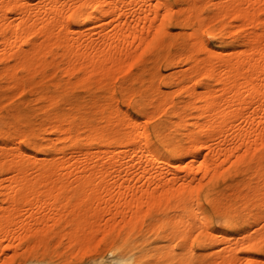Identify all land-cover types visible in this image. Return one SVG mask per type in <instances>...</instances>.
<instances>
[{"label":"bare ground","instance_id":"1","mask_svg":"<svg viewBox=\"0 0 264 264\" xmlns=\"http://www.w3.org/2000/svg\"><path fill=\"white\" fill-rule=\"evenodd\" d=\"M0 141L1 264L68 227L264 264V0H0Z\"/></svg>","mask_w":264,"mask_h":264},{"label":"rangeland","instance_id":"2","mask_svg":"<svg viewBox=\"0 0 264 264\" xmlns=\"http://www.w3.org/2000/svg\"><path fill=\"white\" fill-rule=\"evenodd\" d=\"M93 26L98 27V23ZM170 30L176 32L179 29L171 26ZM77 230L68 227L64 230L55 229L50 232H41L39 236L44 244L36 246L21 243L14 254L17 256L16 259L10 264H27L37 261V259L49 264H84L86 259H91L93 263L114 244L125 240L127 235H130L131 239H136L137 246L134 247L140 253L147 254L148 264L150 262L151 264H184L185 260L190 262V258L187 257L188 246L186 243L191 242L193 238L187 240L186 237L183 239V236H178L175 233L166 235L161 233L160 229L149 231V228L146 227L135 228L130 233L121 234L101 230L94 232ZM17 237H22V235L19 234ZM14 243L17 242L14 241ZM3 245L4 242L0 244V258L5 254L13 253V248L2 252Z\"/></svg>","mask_w":264,"mask_h":264},{"label":"snow or ice","instance_id":"3","mask_svg":"<svg viewBox=\"0 0 264 264\" xmlns=\"http://www.w3.org/2000/svg\"><path fill=\"white\" fill-rule=\"evenodd\" d=\"M0 143H2V141H0ZM204 211H210V209H204ZM218 230V229H217ZM198 235V234H197ZM193 243H195V240H193ZM4 264H8V262L7 261H5L4 262ZM84 264H92V261H91V259H86L85 260V262H84ZM120 264H123V262H120ZM129 264H130V262H129ZM150 264H151V262H150ZM184 264H190V262L188 261V260H185L184 261ZM250 264H251V262H250Z\"/></svg>","mask_w":264,"mask_h":264}]
</instances>
